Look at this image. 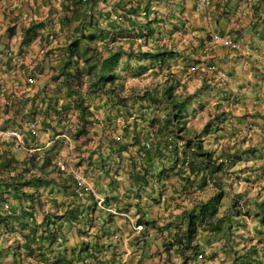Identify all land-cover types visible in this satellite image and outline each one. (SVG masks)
<instances>
[{"label":"clouds","instance_id":"obj_1","mask_svg":"<svg viewBox=\"0 0 264 264\" xmlns=\"http://www.w3.org/2000/svg\"><path fill=\"white\" fill-rule=\"evenodd\" d=\"M0 264H264V0H0Z\"/></svg>","mask_w":264,"mask_h":264},{"label":"trees","instance_id":"obj_2","mask_svg":"<svg viewBox=\"0 0 264 264\" xmlns=\"http://www.w3.org/2000/svg\"><path fill=\"white\" fill-rule=\"evenodd\" d=\"M31 83H32V82H29L30 85H31ZM185 127H187V125H185ZM253 251H255V250L253 249Z\"/></svg>","mask_w":264,"mask_h":264},{"label":"built area","instance_id":"obj_3","mask_svg":"<svg viewBox=\"0 0 264 264\" xmlns=\"http://www.w3.org/2000/svg\"><path fill=\"white\" fill-rule=\"evenodd\" d=\"M29 82H32L31 78L29 79Z\"/></svg>","mask_w":264,"mask_h":264}]
</instances>
